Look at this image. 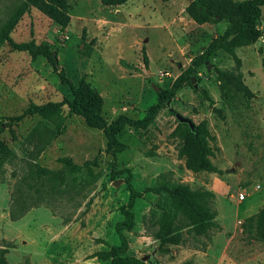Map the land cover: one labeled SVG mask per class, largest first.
I'll return each mask as SVG.
<instances>
[{"label":"rangeland","instance_id":"rangeland-1","mask_svg":"<svg viewBox=\"0 0 264 264\" xmlns=\"http://www.w3.org/2000/svg\"><path fill=\"white\" fill-rule=\"evenodd\" d=\"M109 1L0 0V258L114 264L95 254L121 244L130 181L143 197L126 231L128 255L144 264H264V242L243 227L264 209V7L255 40L213 54L153 124L118 135L128 149L114 156L105 131L72 112L76 91L109 123L143 120L224 34L219 16L250 0ZM170 108L208 131L201 139L217 171L192 169L194 138Z\"/></svg>","mask_w":264,"mask_h":264},{"label":"trees","instance_id":"trees-1","mask_svg":"<svg viewBox=\"0 0 264 264\" xmlns=\"http://www.w3.org/2000/svg\"><path fill=\"white\" fill-rule=\"evenodd\" d=\"M112 1V3H119L120 0ZM105 2L109 3L110 1L105 0ZM262 7H264V0H250L243 2L239 1L235 3L234 7L228 10L225 14L220 15L219 18L221 20H226L228 22L224 34L217 38L205 50L204 54L194 60L192 66L185 71V73L177 80V82L170 90L161 91L159 93L160 101L148 110L146 117L143 120L135 121L127 117H122L116 122L109 123L104 117L100 115V113L92 115L84 105L85 95L83 88H79L76 91L77 102H74L71 105L72 112L83 116L90 125L100 126L105 131L109 139V147L113 150L114 156H116V154L118 153L125 152L128 148L125 144L118 140V135L127 126L133 127L138 130L148 128L151 124L154 123L156 117L163 109V107L165 105L168 106V103H171L172 98H174L175 94L182 88L184 82L187 80L192 81V78L195 77L200 67L206 61H208L213 54H215L219 50L225 49L233 40L236 41L235 44L243 45L246 43H250L256 39L257 31L255 29L262 16ZM23 47L29 50L33 55L37 54L34 46L30 45ZM53 61L55 62V64H57L56 58H53ZM65 81L68 82L67 79ZM181 126L185 127L189 138H194V144L197 149V153L191 156L195 159L192 169L195 172L217 171V169L208 161V159H206L209 148H207L206 143L201 139V134H208V131H205L202 127L196 125L194 131L188 124H181ZM70 167L74 171H80L83 168L79 165H71ZM38 171L39 173L48 172L47 170H43L42 168H39ZM128 187L130 191L129 201L121 209L124 220L122 222H119L116 227L117 233L119 234V237L121 239V244L118 246H111L108 251H103L95 254V257H99L104 261L112 260L114 264H144L143 259L128 255L129 242L126 236V231H130L133 229L135 225V215L133 212V208L137 200L143 197V193L137 191L130 181H128ZM178 194L180 196H191L192 198H188V201L190 202L193 198H198L199 200L201 199V194H198V192L188 193L187 191H181ZM202 208H204V206H202ZM190 209L194 217H198L200 215V213L197 212L199 209L196 208L194 204H190ZM168 221L171 222V218ZM243 227L245 235L254 240L264 242V209H262V211L257 215L247 218ZM166 232L167 233L164 236L167 237L170 230H167ZM0 264L8 263L3 257H1Z\"/></svg>","mask_w":264,"mask_h":264},{"label":"water","instance_id":"water-1","mask_svg":"<svg viewBox=\"0 0 264 264\" xmlns=\"http://www.w3.org/2000/svg\"><path fill=\"white\" fill-rule=\"evenodd\" d=\"M195 80H196V77H193L192 78V82L194 83ZM195 88H198V87L195 86ZM155 90L158 91L159 88L155 87ZM170 104L171 103H168L169 107H170ZM170 111L175 114V116H176V118H177V120L179 121L180 124H188L193 131L195 130V124L193 123V121L191 119H189L186 116H183L179 112H176V110L174 108H170Z\"/></svg>","mask_w":264,"mask_h":264},{"label":"built area","instance_id":"built-area-1","mask_svg":"<svg viewBox=\"0 0 264 264\" xmlns=\"http://www.w3.org/2000/svg\"><path fill=\"white\" fill-rule=\"evenodd\" d=\"M253 188H254V191L257 192L261 189V185L258 184L256 186H254ZM248 195H249V193L246 190H243V191L237 193V195L233 196V197L236 198V200H238L239 202H244L247 199Z\"/></svg>","mask_w":264,"mask_h":264}]
</instances>
